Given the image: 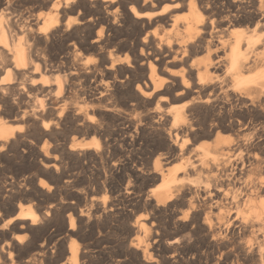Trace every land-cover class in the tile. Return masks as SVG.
<instances>
[{
	"label": "bare ground",
	"instance_id": "1",
	"mask_svg": "<svg viewBox=\"0 0 264 264\" xmlns=\"http://www.w3.org/2000/svg\"><path fill=\"white\" fill-rule=\"evenodd\" d=\"M0 264H264V2L0 0Z\"/></svg>",
	"mask_w": 264,
	"mask_h": 264
},
{
	"label": "rangeland",
	"instance_id": "2",
	"mask_svg": "<svg viewBox=\"0 0 264 264\" xmlns=\"http://www.w3.org/2000/svg\"><path fill=\"white\" fill-rule=\"evenodd\" d=\"M29 3H21V5H20V8H19V10L21 9V11L20 12H26V10L28 11V9L30 10V8L32 7V5L31 4H29ZM27 5V6H26ZM24 6V7H23ZM31 6V7H30ZM28 7V8H27ZM26 9V10H25ZM159 26L160 27H162V23H160L159 22ZM165 55H167V54H165ZM167 57V58H166ZM166 57H164V58H166L165 59V61H164V59H162L160 62H159V64H158V66H160L161 64H163V65H161L160 66V68L161 69H163V68H165V70H169L170 71V68L171 67H175L176 66V64H178V62L179 61H177L178 59H176V60H174V61H172V57L171 56H166ZM164 61V62H163ZM161 62H163V63H161ZM161 63V64H160ZM173 90V91H172ZM172 90L169 92V93H167L168 94V98H173V97H179V98H187V96H189V94L192 92V90H190V88H186V89H184L183 90V87H179V86H175V88L173 87L172 88ZM175 93V94H174ZM157 94H159V91L158 92H155V94L151 97V99H154L155 97H156V95ZM155 96V97H154ZM70 136H72V134H70ZM118 156V157H117ZM119 156L120 155H115V157H113L114 159H118L119 158ZM92 169V170H91ZM92 171V172H91ZM85 174H83V173H81V175L83 176V177H92V173H93V165L92 166H90V168H89V170H87V172H84ZM86 175V176H85ZM54 220H55V222H54ZM53 220V224H52V226H51V232L52 231H54V229H62V223H61V220L59 219V218H56V219H54ZM59 220V221H58ZM121 220V219H120ZM120 220H118V219H114V220H109V221H105V222H102L101 223V225H99V226H97L95 229H94V231L92 232V233H87L86 235H85V237H84V239H111L112 241H113V248H114V251H118L119 250V246L117 247V245H119L118 243H117V241H121V239H133L134 238V236H135V234H132V235H129L128 234V232H127V228H128V226L126 225V222L125 221H123V219L121 220L122 222H124V223H121V221ZM116 222V223H115ZM57 223V224H56ZM118 223V224H117ZM121 223V224H120ZM113 224V225H112ZM55 225V226H54ZM61 225V226H60ZM109 225H110V227H109ZM115 225V226H114ZM120 225V226H119ZM112 226V227H111ZM114 226V227H113ZM108 227V228H107ZM102 228H104V229H102ZM164 231H165V234H166V237H168V238H172L173 237V233L175 232V227L174 226H171L170 228L169 227H167V226H164ZM100 229V230H99ZM109 229H111V230H109ZM167 229H169V230H167ZM101 230H103V231H101ZM109 230V231H108ZM49 231V232H50ZM170 231H171V233H170ZM172 231H174V232H172ZM186 232V233H185ZM189 232V230L187 231V230H182L180 233H178V235H179V237H185L186 235H187V233ZM169 233V234H168ZM181 233H183V234H181ZM92 234H93V236H92ZM171 234V235H170ZM46 235H47V233H46ZM46 235H43V239L46 237ZM90 235H91V237H90ZM104 235V236H103ZM169 235V236H168ZM177 235V236H178ZM101 236H103V237H101ZM108 236V237H107ZM172 236V237H171ZM133 237V238H132ZM118 238V239H117ZM197 239H201V237L200 236H198L197 237ZM115 243H117V244H115ZM115 245V246H114ZM116 248V249H115Z\"/></svg>",
	"mask_w": 264,
	"mask_h": 264
},
{
	"label": "snow or ice",
	"instance_id": "3",
	"mask_svg": "<svg viewBox=\"0 0 264 264\" xmlns=\"http://www.w3.org/2000/svg\"><path fill=\"white\" fill-rule=\"evenodd\" d=\"M262 2H264V0H262ZM177 7H179V5H177ZM135 11V10H134Z\"/></svg>",
	"mask_w": 264,
	"mask_h": 264
}]
</instances>
